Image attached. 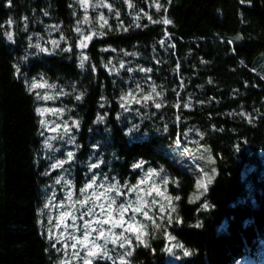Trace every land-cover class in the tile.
Masks as SVG:
<instances>
[{"label": "trees", "instance_id": "trees-1", "mask_svg": "<svg viewBox=\"0 0 264 264\" xmlns=\"http://www.w3.org/2000/svg\"><path fill=\"white\" fill-rule=\"evenodd\" d=\"M165 17L172 24L154 22ZM263 56L264 0H91L87 11L79 0H0V264H83L72 237L85 222L89 246L107 248L92 264H264ZM43 106L59 110L55 133ZM177 143L209 145L217 160L196 204L203 171L173 159ZM110 199L115 220L132 205L123 227L96 223Z\"/></svg>", "mask_w": 264, "mask_h": 264}, {"label": "snow or ice", "instance_id": "snow-or-ice-1", "mask_svg": "<svg viewBox=\"0 0 264 264\" xmlns=\"http://www.w3.org/2000/svg\"><path fill=\"white\" fill-rule=\"evenodd\" d=\"M79 3H80V5H81V7H83V8L85 9V11H87L88 6L91 4V0H79ZM241 3H243V0H241ZM100 6L108 7L109 9H111V5H103V4H101ZM155 7H156L157 10H160V9L163 7V5L160 4L159 2H157V3L155 4ZM45 14H47V13H45ZM148 18H149L150 20L152 19V17H150V16H149ZM100 20L103 21V23L100 25L101 28L105 27V26L107 25V20L104 18L103 14H101V16H100ZM84 22H85V23L88 22V17H87V16L84 17ZM154 22H156V23H163V24H165V25L172 24V21H171L170 19H168L167 17L163 18V19L160 20V21H154ZM9 23H11V21H9ZM76 31H77V33H80V32H81V29H80V28H77ZM7 35H8V39L11 40V39H12V34H11V33H8ZM95 35H96V33H92L91 35H83V36H82V39L80 40L78 46H79L81 49L86 48V47H87V42H88V41H91L92 38H93V36H95ZM52 43L55 45V44H57L58 42H57V41H53ZM160 43L163 45V44H164V40H161ZM66 50L71 51V49H66ZM42 51H47V50H46V49H42ZM87 60H88V57H87L86 55L83 56V57L81 58L80 66H81V67H84V63H85V61H87ZM120 67L123 68L124 65L121 64ZM42 87H53V86H52V85H47L46 83H45V84L34 83V84L32 85V88H42ZM152 91H153V92H156V89L153 88ZM156 95L158 96V95H160V94H159V93H156ZM129 96H131V93H129ZM51 98H52V97H49V96H45V97H43V99H51ZM77 99H80V97L78 96ZM122 99H127V98L125 97V98H122ZM144 99H145V100H149V99H152V97L149 95V96H145ZM137 102H138V101H137ZM122 106H123V105H122ZM155 106H156V108H160V107H161V104H160V103H157ZM37 111H38V113H39L40 115H44L45 112H46V111H49V110H45V109H37ZM55 111H59V110H55ZM55 111H54V114H55ZM98 119H99V120H103L104 117H103V116H100V117H98ZM41 123H44V122L41 121ZM77 126H78V124H77ZM54 130H55V129H54ZM65 131H68L67 126H65ZM67 155H68L69 159H71L72 156H73V153H72V152H68ZM63 163H64V161H60V162H58L57 164H54L53 167H54V168H56V167H61V166L63 165ZM142 164H143V162L134 165V167H135V168H141V167H142ZM92 167L95 168V167H97V166H96V165H92ZM156 174H157V173H155L154 170H153L152 173H150V175H156ZM59 182H60V181L58 180L57 183H59ZM93 183H94V182H93ZM93 183H89V184L87 185V188L82 189V191H85V192H86L88 189H91V188L93 187ZM142 183H143V181H142ZM164 183L167 184L168 182L165 180ZM208 183H211V179L208 180ZM199 186H200V187H203L205 190H207V184H204L203 182H201V184H200ZM101 187H103V185H101ZM154 187H155V186H154ZM106 191H107V192H113V191H115L117 195H123V193H121V192L119 191V188H118V187H115V186H112V187L108 188ZM132 191L135 192V191H136V188H132ZM94 195H95V194H94ZM148 195H151V191H149ZM156 195H157V196H164V193L160 192V191L157 189V190H156ZM68 198H69V200H71V193L69 194V197H68ZM89 199H91V198H87V199H85V200L78 201V202L81 203V204L87 205ZM165 199H167V201H168V206L171 207V210H172L173 212H175L176 209H175L174 207H172V197L167 196V197H165ZM175 199H176V200H179L180 197L177 196V197H175ZM115 203H116L115 199H110V201H109V205H108V209H107L108 218L105 219V220H103V221H96L97 224H100V223L107 224V223H110V222H111V223L113 224L114 227H116V226L123 227V223H124V221H123V217H124V214H125L126 212H128L129 209L132 208V205H131V204H128L127 206H125V205L121 204V205L119 206L120 220H113V217H112V212H113L112 205L115 204ZM141 203H142L143 205H145V206L147 205V202H146V201L141 200ZM152 203L155 204V203H157V201L154 199V200L152 201ZM203 207H204L205 209H207V208L209 207V205L204 204ZM100 208H101V212L103 213V212L105 211L104 206H103V205H100ZM132 210H133L134 212H137V213L143 212V215H144L146 218L151 219V217L148 216V213H147L146 211H144L142 207H136L135 209H132ZM93 211H95L94 208H93L92 210L86 212V213H83V215H91ZM159 211H160V212H164V211H165V207H164L163 205H161V206L159 207ZM61 217H62V218H64V217H71L73 221L76 219V216H74L72 213H69V212H64V213H62V214H61ZM169 220H171V217H169ZM58 226H59V225H58ZM157 226H158V225H157ZM90 228H91L90 223L85 222V224H84L85 232H84V234H83V239L76 238V237H72V239H75V240H76V243H74V244L72 245L73 248H76L77 244H81V245L84 246V248H85L86 251H87V256L83 259V264H92V258H100V259H103L104 257L107 256V248H106L104 245L97 244V243L95 242V240H93V241H91V246H89V233H88L87 230L90 229ZM128 230L131 231V232H136V231H138L136 228H133L131 225L129 226V229H128ZM50 231H51V230H50ZM92 231H96V230H95V229H92ZM145 235H146V233H145ZM99 238L104 239V240H105V244L107 243V239H108V238L105 236L104 231H100V232H99ZM170 239H174V237H170ZM136 240H137L138 242L143 243V236H142V235H137V236H136ZM115 242H116V240L114 239V240H113V243H115ZM129 243H131V241H129ZM120 246L123 247V246H124L123 243H121ZM178 246L181 247V248L183 247V245H178ZM74 254H75L77 257H79V253H74ZM128 254L131 255V252H129ZM185 255H190V253L186 251V252H185ZM109 259H111V257H109ZM65 264H67V262H65Z\"/></svg>", "mask_w": 264, "mask_h": 264}, {"label": "rangeland", "instance_id": "rangeland-1", "mask_svg": "<svg viewBox=\"0 0 264 264\" xmlns=\"http://www.w3.org/2000/svg\"><path fill=\"white\" fill-rule=\"evenodd\" d=\"M264 57V56H263ZM260 73L264 76V59L259 62ZM48 96V95H46ZM40 109L49 110L46 111L43 117L44 126L46 127L48 132L55 133L58 128L59 113L55 111V109L47 106H43ZM55 111V114H54ZM57 116V117H56ZM55 129V130H54ZM168 153L173 156L175 161L185 160L187 159L190 162L196 164L202 171V177L198 178L194 191L191 193L189 197V201L191 203L200 202L209 187L214 184L217 176H218V166L217 160L211 150L209 145H196V146H181L177 144H170L167 146ZM211 179V183H208V180ZM203 182L207 184V190L199 185ZM113 217V216H112ZM113 220H115L113 218Z\"/></svg>", "mask_w": 264, "mask_h": 264}]
</instances>
